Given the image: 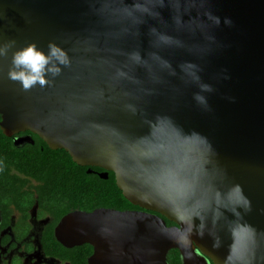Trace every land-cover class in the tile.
<instances>
[{
    "label": "water",
    "instance_id": "1",
    "mask_svg": "<svg viewBox=\"0 0 264 264\" xmlns=\"http://www.w3.org/2000/svg\"><path fill=\"white\" fill-rule=\"evenodd\" d=\"M33 42L68 64L24 91L8 70ZM5 47L1 133L113 173L141 208L69 212L58 242L90 264H264V0H0Z\"/></svg>",
    "mask_w": 264,
    "mask_h": 264
},
{
    "label": "flooded vegetation",
    "instance_id": "2",
    "mask_svg": "<svg viewBox=\"0 0 264 264\" xmlns=\"http://www.w3.org/2000/svg\"><path fill=\"white\" fill-rule=\"evenodd\" d=\"M23 135L27 134L20 132L14 136ZM92 167L87 172L98 174L104 171H96ZM42 184L35 176L13 168L0 170V264H90L88 260L93 254L92 245L84 243L70 248L55 238L56 225L65 214L90 211L71 209L56 219L61 208L72 206L59 203L54 196H48V193L54 192L60 195V189L43 188ZM51 237L62 247L51 242ZM85 245H89V250L85 249Z\"/></svg>",
    "mask_w": 264,
    "mask_h": 264
},
{
    "label": "trees",
    "instance_id": "3",
    "mask_svg": "<svg viewBox=\"0 0 264 264\" xmlns=\"http://www.w3.org/2000/svg\"><path fill=\"white\" fill-rule=\"evenodd\" d=\"M21 133L31 134L34 143L26 142L23 146L18 147L13 144L12 137L4 136L0 131V162H2L0 167L2 170L13 168L33 175L43 183V188L60 189V195L54 192L48 193V196H54L59 203L70 204L72 207L61 208L56 219L71 209L86 211L98 207L114 210L141 209L131 204L123 195L122 190L116 187L113 173L108 172L107 179L101 178L97 173H89L87 169L91 167L76 165L71 155L64 149H50L35 134L29 131ZM92 169L103 171L99 167H92ZM165 221L167 225H174L169 220L165 219ZM50 240L58 247H62L54 237H51ZM84 247L86 250L90 248L89 245ZM167 261L168 264H181L177 249L169 251ZM210 263L213 264L211 261Z\"/></svg>",
    "mask_w": 264,
    "mask_h": 264
},
{
    "label": "clouds",
    "instance_id": "4",
    "mask_svg": "<svg viewBox=\"0 0 264 264\" xmlns=\"http://www.w3.org/2000/svg\"><path fill=\"white\" fill-rule=\"evenodd\" d=\"M217 22L219 21L217 20ZM225 23L231 24V20L226 19ZM7 54V47L0 48V57H6ZM67 64V53L54 43L48 44V53L46 54L33 42L12 53L8 78L12 81H18L24 91L31 90L37 84L43 88L51 83L46 78L48 74H51L53 78L58 76L61 72L59 65ZM207 90L211 91L210 88Z\"/></svg>",
    "mask_w": 264,
    "mask_h": 264
}]
</instances>
